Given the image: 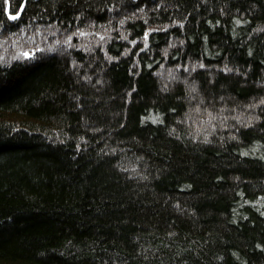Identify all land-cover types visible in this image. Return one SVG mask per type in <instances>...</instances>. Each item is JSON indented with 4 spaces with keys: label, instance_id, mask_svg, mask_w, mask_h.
<instances>
[{
    "label": "trees",
    "instance_id": "1",
    "mask_svg": "<svg viewBox=\"0 0 264 264\" xmlns=\"http://www.w3.org/2000/svg\"><path fill=\"white\" fill-rule=\"evenodd\" d=\"M262 100L264 0H0V264H264Z\"/></svg>",
    "mask_w": 264,
    "mask_h": 264
},
{
    "label": "snow or ice",
    "instance_id": "2",
    "mask_svg": "<svg viewBox=\"0 0 264 264\" xmlns=\"http://www.w3.org/2000/svg\"><path fill=\"white\" fill-rule=\"evenodd\" d=\"M19 15H20V13H19V12H16L15 15H11V18H12V19H17V17H18ZM177 23H179V21H178ZM149 31H151V29H150ZM77 33H78L79 35H86V33L81 32L79 29H77ZM144 35L147 36V35H148V32H145ZM68 39L70 40L71 37H69ZM25 55H26V56H31V53H25ZM201 66H203V65H201ZM225 71H228V69H225ZM260 103H261V104H264V100H262Z\"/></svg>",
    "mask_w": 264,
    "mask_h": 264
}]
</instances>
